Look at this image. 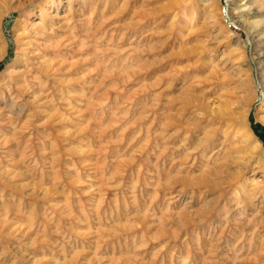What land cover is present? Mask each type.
<instances>
[{
    "label": "rangeland",
    "instance_id": "obj_1",
    "mask_svg": "<svg viewBox=\"0 0 264 264\" xmlns=\"http://www.w3.org/2000/svg\"><path fill=\"white\" fill-rule=\"evenodd\" d=\"M54 1L52 41L72 46L42 60L66 73L37 117L30 96H0V123L14 120L0 129V264H264V35L243 30L255 0ZM29 3L0 5L21 6L0 24V77L41 21Z\"/></svg>",
    "mask_w": 264,
    "mask_h": 264
},
{
    "label": "bare ground",
    "instance_id": "obj_2",
    "mask_svg": "<svg viewBox=\"0 0 264 264\" xmlns=\"http://www.w3.org/2000/svg\"><path fill=\"white\" fill-rule=\"evenodd\" d=\"M9 1L10 0H0V5H3V4L8 5ZM229 1L232 2L234 5L238 6L239 8H241L240 3L242 0H229ZM29 2H30L29 3L30 6H32V9L30 10L31 16H36L37 11H40L41 12V14H40L41 15V21L38 23H34V22L31 23L30 22V23L25 24V26L31 27L30 29L26 28L28 31L26 34V38L32 37L33 40L27 44H24L26 46L22 45V46L26 47V49H25L23 60H21L22 64H23L22 67L20 66L21 69L16 68L19 64L18 59H15V61L12 65L7 66L8 67V70L6 71L7 73L4 74L5 77H7V79H6L7 81L5 83H3L2 85H0V96L3 99H7V97H10V96H12V98H14L13 96H16V97H18V99H22V100H24V98L26 96H30L29 98H32V100L23 101L24 104L22 103L23 104L22 112L23 111L31 112L32 116L37 117L38 115L36 114L37 113L36 110L41 108L40 106L42 104L41 100L43 99V95L47 94L48 92L53 93V88L50 87V85L53 84L52 86L54 87V84L56 83V80H57V75H60L62 73H66L63 71V69L65 67L63 68V66H57L56 63H50V61H48V62L43 61L44 60L43 58H45L47 55H57L58 52L56 50L60 49V47H62V46H65L67 48L69 46L71 47L72 42L67 40L68 43L66 42V44H65V43H63V41H52L54 39V36L55 35L57 36V34L60 31L56 30L53 26H50L45 21V14H44L43 10L48 5L53 6L55 4L54 0H50L47 2L43 1V0H29ZM253 5H256V9L258 10V12H255L253 14V16H250V15L246 16L244 26H243V30L246 31L247 33L254 31V32H257L259 35H264V14H262L263 13L262 11L264 9V0H255V2H253ZM20 8H21V6H17V8H12V6H10L9 8L6 9V11H4V12L2 11L3 13L1 12V14H0V24H2V22L6 16L11 14L12 12L17 11V9H20ZM249 11H251V10L249 9ZM239 13H240V11L238 13L232 12V14L230 16L231 21H233V19H236L237 15ZM68 27L71 30V27L70 26H68ZM110 39L113 40L111 36H110L109 40ZM125 43L118 45V48L120 51L113 52L115 54V56L117 55L116 57L119 58V62H120L119 65H121L123 68L127 65L126 62L128 61V59L131 62V58L126 57L124 55ZM261 46H263V49H264V44H262ZM71 50H73V47ZM82 50H83V48H82ZM6 53H7L6 48H5V51L0 52V61H2L4 59V56L6 55ZM60 54H61V52H60ZM113 55L110 57L112 58ZM17 57H18V55H17ZM108 59H109L108 62H110L111 61L110 58H108ZM9 68H12V70H10ZM22 68H24V69H22ZM136 74L137 73L135 71H132V73H130V72L125 73L122 76L124 83H126L125 82L126 80L128 83V81L132 80V77L136 78ZM4 75H2L0 78L4 77ZM120 76L118 75V77H120ZM122 77H120L118 79H121ZM13 102H15V101H13ZM263 103H264V101H263ZM11 106H10V108H11ZM230 106L231 105L229 102H221L220 110H219L221 115L227 116V117L233 116L234 112L232 111L233 109L230 108ZM246 114H248V113H246ZM8 115H9V113H8ZM5 118H6V116H5ZM245 118L248 119V116L246 117V115H245ZM161 120H163V119H161ZM166 120H168V119L166 118ZM13 122H14V120L10 119L8 123L12 125ZM8 123H0V129H3ZM161 123L162 122L160 121L159 124H161ZM14 127H16V126H14ZM216 133H217L216 131H214V134L213 133L212 134L207 133L203 137L204 138L203 145H206L209 142L216 140V138H218ZM245 136L253 138V141H254L253 145H255V148L257 150L261 149V143L259 142V140H257L254 137L251 130L246 131ZM6 137H8V136H6ZM8 139H9V137H8ZM226 141H227V137H224V140L221 142V147L225 145ZM8 144H10V140L5 142V145H8ZM1 148H3V146ZM217 175H218V173H217ZM14 177H17V175H15ZM223 179H224V181L226 180V178H223ZM228 182H230V180H228Z\"/></svg>",
    "mask_w": 264,
    "mask_h": 264
}]
</instances>
